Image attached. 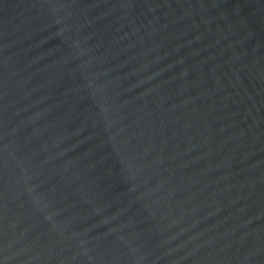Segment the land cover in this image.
<instances>
[{
    "label": "water",
    "instance_id": "obj_1",
    "mask_svg": "<svg viewBox=\"0 0 264 264\" xmlns=\"http://www.w3.org/2000/svg\"><path fill=\"white\" fill-rule=\"evenodd\" d=\"M0 264H264V0H0Z\"/></svg>",
    "mask_w": 264,
    "mask_h": 264
}]
</instances>
